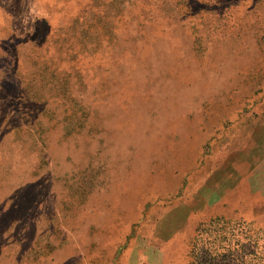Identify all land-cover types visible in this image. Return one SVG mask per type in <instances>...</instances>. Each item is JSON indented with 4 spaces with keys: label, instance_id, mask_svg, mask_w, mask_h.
I'll use <instances>...</instances> for the list:
<instances>
[{
    "label": "rangeland",
    "instance_id": "obj_1",
    "mask_svg": "<svg viewBox=\"0 0 264 264\" xmlns=\"http://www.w3.org/2000/svg\"><path fill=\"white\" fill-rule=\"evenodd\" d=\"M219 238L264 251V0H0V264Z\"/></svg>",
    "mask_w": 264,
    "mask_h": 264
},
{
    "label": "trees",
    "instance_id": "obj_2",
    "mask_svg": "<svg viewBox=\"0 0 264 264\" xmlns=\"http://www.w3.org/2000/svg\"><path fill=\"white\" fill-rule=\"evenodd\" d=\"M234 235L235 233H233V236ZM236 235H241L239 230L238 232H236ZM226 240L227 241L221 240L219 238V249L222 248L225 249L226 251L225 253L224 252L219 253V260L214 261L215 264H264V251L260 254H258L255 251H252L248 254H243L244 247L241 243L242 240L237 239L236 241L237 244L233 243L231 240L230 241H228V239ZM226 243L227 245H224ZM248 256L250 257L247 258ZM211 259L214 260L215 257H212Z\"/></svg>",
    "mask_w": 264,
    "mask_h": 264
}]
</instances>
